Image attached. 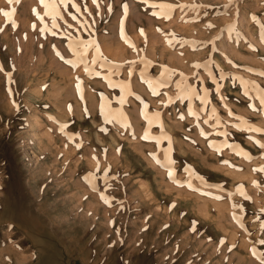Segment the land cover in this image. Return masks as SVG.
I'll list each match as a JSON object with an SVG mask.
<instances>
[{
  "label": "rangeland",
  "instance_id": "374dc122",
  "mask_svg": "<svg viewBox=\"0 0 264 264\" xmlns=\"http://www.w3.org/2000/svg\"><path fill=\"white\" fill-rule=\"evenodd\" d=\"M74 2L0 0V264H264V0Z\"/></svg>",
  "mask_w": 264,
  "mask_h": 264
},
{
  "label": "snow or ice",
  "instance_id": "6c2138e0",
  "mask_svg": "<svg viewBox=\"0 0 264 264\" xmlns=\"http://www.w3.org/2000/svg\"><path fill=\"white\" fill-rule=\"evenodd\" d=\"M93 2L95 3L96 0H93ZM143 2L144 3H148V0H143ZM9 3H19V0H9ZM40 3L46 9V13L45 14L50 16L53 19V27H57V25L55 24V20L57 18H62V14H61L59 6L57 4V0H40ZM70 3L72 5V7L75 8L77 12H79V6L75 4L74 0H59V4H62L65 8H67L68 4H70ZM149 6L154 8V9H159L158 12L154 11L152 13L154 16L163 17L165 19H169L170 18V13L173 10V8L175 7L174 5H170V4H166V3H159V4L153 3V4H150ZM124 7H125V12H126L127 11V6L125 5ZM181 7H184V6H181ZM14 11L15 10L3 12V15L6 16V17H11L14 14ZM33 14L36 15V17L38 19H41V20L43 19V17H41L40 14L35 9H33ZM73 19H75V16H73ZM33 27H35V26L33 25ZM41 31L42 32L43 31H48L47 26L43 27L41 29ZM53 34H55V33H53ZM169 43H171V41H169ZM80 44L86 50L87 47H89L90 45H95V41H89V42L80 41ZM97 52H99L98 48H97ZM76 54L77 55H82V53H76ZM67 63H70V64L74 65L75 61H67ZM85 71L89 72V69L86 67ZM95 75H100V74L99 73H95ZM262 75H264V73H262ZM147 83L149 85V88L152 90L153 94L154 95L158 94L157 91H156V88L159 87V86H162V85L156 84L154 86L155 82H153V81H148ZM111 86L112 87H117L118 85L113 84ZM178 87H179V85H178ZM122 91H123V89H122ZM245 95H247V92H245ZM260 99H261V103L264 104V90H262V94L260 96ZM121 102H123V99H121ZM154 115L158 117V114H154ZM145 119L148 120L149 125H150L152 121L147 117V114H145ZM257 131H260V130L257 129ZM143 138L144 139H149L150 136L146 132V134H145V136ZM151 138L152 139H156L155 137H151ZM261 147H264V145H261ZM158 163H159V161H158ZM257 171L264 172V169H258ZM170 175H171V173H170ZM93 188H95L94 185H93ZM101 199H105V197L102 195ZM261 243H264V241H261Z\"/></svg>",
  "mask_w": 264,
  "mask_h": 264
},
{
  "label": "bare ground",
  "instance_id": "6f19581e",
  "mask_svg": "<svg viewBox=\"0 0 264 264\" xmlns=\"http://www.w3.org/2000/svg\"><path fill=\"white\" fill-rule=\"evenodd\" d=\"M238 22H239V24H238ZM246 23H247V16L246 15H243L234 25H237L238 24V26H236V27H234L233 28V30H240L241 28H243L245 25H246ZM233 25V26H234ZM221 41H224V40H227V39H229V37H228V33H226V34H223L222 36H221ZM25 218V217H24ZM17 221V224H19V225H21V226H24L23 224H22V220L21 219H19V220H16ZM10 224H12V223H10ZM15 225V224H14ZM24 232L28 235V233H27V231L26 230H24ZM22 238V237H21ZM27 238V237H26ZM48 238V237H47ZM48 245V244H47ZM26 246V245H25ZM20 247V246H19ZM14 248H16V246L14 247ZM25 249V248H24ZM45 249V248H44ZM26 250V249H25ZM21 251V250H20ZM36 251V250H35ZM22 252V251H21ZM31 252V251H30ZM32 253V252H31ZM35 255V254H34ZM22 259V258H21ZM27 259V258H26ZM18 260V259H17ZM29 260V259H28ZM25 262V261H24ZM23 264H25V263H23Z\"/></svg>",
  "mask_w": 264,
  "mask_h": 264
}]
</instances>
